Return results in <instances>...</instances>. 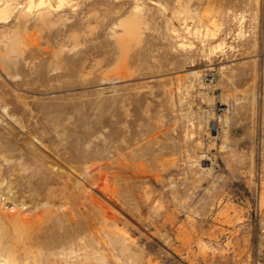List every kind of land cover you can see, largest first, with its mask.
<instances>
[{"label":"rangeland","instance_id":"1","mask_svg":"<svg viewBox=\"0 0 264 264\" xmlns=\"http://www.w3.org/2000/svg\"><path fill=\"white\" fill-rule=\"evenodd\" d=\"M24 2L0 264H264V0Z\"/></svg>","mask_w":264,"mask_h":264},{"label":"bare ground","instance_id":"2","mask_svg":"<svg viewBox=\"0 0 264 264\" xmlns=\"http://www.w3.org/2000/svg\"><path fill=\"white\" fill-rule=\"evenodd\" d=\"M25 5L28 9H31L33 6L37 7H44L48 6L49 2L48 0H36L37 3H35V0H24ZM62 0H58L59 3H61ZM18 2L19 0H0V22H3L7 19L8 15L12 10L18 9ZM48 13V11H46ZM45 13V14H47ZM44 17V16H43ZM18 226V225H17ZM13 264V263H11Z\"/></svg>","mask_w":264,"mask_h":264}]
</instances>
